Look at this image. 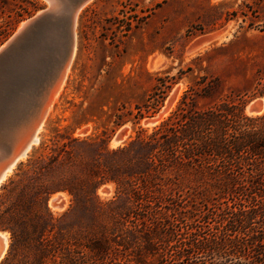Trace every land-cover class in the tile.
I'll return each mask as SVG.
<instances>
[{"label": "trees", "instance_id": "1", "mask_svg": "<svg viewBox=\"0 0 264 264\" xmlns=\"http://www.w3.org/2000/svg\"><path fill=\"white\" fill-rule=\"evenodd\" d=\"M193 94L115 148L106 131L58 134L21 162L0 193V264H264V113L246 114L241 97L197 107ZM59 191L70 205L54 215Z\"/></svg>", "mask_w": 264, "mask_h": 264}, {"label": "rangeland", "instance_id": "2", "mask_svg": "<svg viewBox=\"0 0 264 264\" xmlns=\"http://www.w3.org/2000/svg\"><path fill=\"white\" fill-rule=\"evenodd\" d=\"M45 0H0V47ZM264 82V0H90L78 12L75 49L63 84L46 114L38 141L12 167L2 185L53 135L84 137L106 131L115 148L142 128L150 132L176 107L186 90L197 107L221 97L248 99ZM166 83L164 93L157 90ZM162 87V86H161ZM163 96L156 111L153 98ZM144 116L137 120L138 108ZM118 114L128 116L115 125ZM46 151V150H44ZM113 184L97 194L108 199ZM70 205L59 191L48 208L59 215ZM8 242V232H0Z\"/></svg>", "mask_w": 264, "mask_h": 264}, {"label": "water", "instance_id": "3", "mask_svg": "<svg viewBox=\"0 0 264 264\" xmlns=\"http://www.w3.org/2000/svg\"><path fill=\"white\" fill-rule=\"evenodd\" d=\"M0 47V178L32 146L73 56L78 12L88 0H45ZM256 100L251 109H261ZM0 234V260L8 242Z\"/></svg>", "mask_w": 264, "mask_h": 264}, {"label": "bare ground", "instance_id": "4", "mask_svg": "<svg viewBox=\"0 0 264 264\" xmlns=\"http://www.w3.org/2000/svg\"><path fill=\"white\" fill-rule=\"evenodd\" d=\"M88 1H90V0H88ZM86 3H87V2H86ZM84 5H85V4H84ZM25 22H26V21H25ZM25 22H24V23H25ZM24 23H23V24H24ZM23 24H20V27H21ZM20 27L18 28V30L20 29ZM74 49H75V46H74ZM73 54H74V51H73ZM70 61H71V59H70ZM70 61L68 62L67 66H66V69H65V71H64V74H63V76H62V79H61L60 83L57 85V87L55 88V90H54V92H53V94H52V96H51L50 103H49V106H48V108H47L46 114L49 112V110H50V108H51V106H52L54 100L56 99V96H57V94H58V92H59V90H60V88H61V86H62V84H63L64 78H65V74H66V71H67V69H68V66H69ZM263 106H264V103H262V107H263ZM45 116H46V115H45ZM44 118H45V117H44ZM42 124H43V122H42ZM42 124H41V126H42ZM41 126H40V127L38 128V130H37V134H36V137H35L34 141L32 142V145L38 141V132H39V130L41 129ZM29 149H30V148H28L27 151H28ZM27 151H26V153H27ZM26 153L22 154V155L18 158V160L23 159ZM14 165H15V164L11 165V166H10V167L4 172V174H3V175L1 176V178H0V182H1V181H2V180H3V179L9 174V172L11 171V169H12V167H13ZM0 234H2V233H0ZM5 238H6V237H5ZM6 243H7V241H6Z\"/></svg>", "mask_w": 264, "mask_h": 264}]
</instances>
